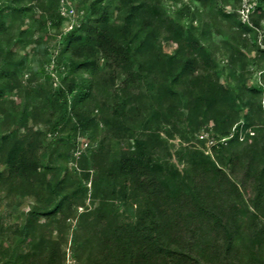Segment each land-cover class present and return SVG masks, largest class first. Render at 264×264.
I'll return each instance as SVG.
<instances>
[{
	"label": "trees",
	"instance_id": "obj_1",
	"mask_svg": "<svg viewBox=\"0 0 264 264\" xmlns=\"http://www.w3.org/2000/svg\"><path fill=\"white\" fill-rule=\"evenodd\" d=\"M244 1L252 11L247 20L239 12ZM178 2L172 15L162 0L79 2L80 24L61 34L55 56L57 66L68 70L57 87L48 74L32 80L23 89L24 110L10 95L20 86L13 77L26 64L14 46L40 44L48 23L56 29L67 20L59 16V0L0 5V166L7 168L5 175L0 171V192L29 205L9 227L8 242L0 241V264H65L69 221L84 205L89 180L100 205L83 212L72 240L92 248L87 264H264V46L258 43L264 0ZM110 8L117 22L111 21ZM32 11L38 14L30 16ZM145 17L159 24L151 26ZM213 34L229 46L226 65L233 70L225 77L226 66L204 44ZM163 43L177 48L166 52ZM253 66L261 80L246 86ZM131 102L132 122L141 124L143 142L121 150L120 140L134 138L125 119ZM90 104L100 113L108 110L102 122L115 143L106 146L101 140L91 154L106 168H96L92 177L81 164L82 173L68 172L66 165L63 174L52 172L45 153L72 156L77 134L97 126ZM42 111L50 122L46 130L35 131ZM182 111L189 128L194 118L210 125L217 142L208 153L184 147L177 154L184 169L171 175L163 160ZM163 127L166 138L160 136ZM185 130L179 134L183 140ZM46 134L59 135L47 144ZM137 197L142 202L129 221L118 219L117 212L109 218L104 210Z\"/></svg>",
	"mask_w": 264,
	"mask_h": 264
},
{
	"label": "rangeland",
	"instance_id": "obj_2",
	"mask_svg": "<svg viewBox=\"0 0 264 264\" xmlns=\"http://www.w3.org/2000/svg\"><path fill=\"white\" fill-rule=\"evenodd\" d=\"M9 0H0V5L8 3ZM74 9L78 5L79 2H83L84 4L87 3L89 0H67ZM163 4L167 7V10L169 14H174L176 8L180 5V3H175V0H162ZM225 10L229 9L228 5H223ZM241 15L242 20H247L249 18V14L252 12L249 11V4L247 2H243L241 6V10L239 11ZM84 11L82 10L78 14H76L75 10V22L73 26H76L77 24H80V18H82ZM258 13H264L263 9H259ZM38 14L37 11H32L30 13V16H34ZM117 12L112 11V8H110V18L112 22H117ZM12 20H15V18H12ZM144 21L148 22L151 26H157L159 23L155 19H149L146 18ZM29 21H25L26 26L29 25ZM77 23V24H76ZM70 21L64 22V24L60 28H53L50 23H48L47 26V32L41 34L42 42L40 44H30L25 49H22L19 47V45H15L14 49L17 51V57L19 58H25L26 64L25 66L17 73L13 79L12 83L18 82L20 83V86L12 91L10 95L12 96L14 102L20 106L21 110H24L23 105V89L33 82H39L44 79V75L50 76V81L53 85V87H57L61 83V78L64 76L65 72L68 70V67L63 66H57L55 61V56L58 53L60 49V42H61V34H64L68 32L70 29L69 27ZM9 26V23L8 25ZM263 32L260 30L258 33V43H260L262 46H264L263 43ZM154 39L156 41L160 40V36L158 34H154ZM205 45H208L209 48L213 51V53L216 54L217 59L220 61L221 65L224 67L226 66V69L224 70L223 77L226 76L231 70H233V67L227 68V61L228 56L226 55V52L229 50V46L227 43H224V41L221 39L220 36L213 34L211 39L208 40V42H204ZM163 50L166 52H173L176 50L177 45L174 43L162 44ZM255 52H252L249 54V56H254ZM1 59V57H0ZM84 78H90L91 75L87 73H83ZM262 74L258 71V68L256 66L250 67L248 78L246 79V86L258 83L259 80H261ZM225 79L223 78L222 81ZM101 86V90H102ZM100 89V87H99ZM105 90V89H103ZM108 92V91H107ZM142 92H145V88H142ZM106 93V92H105ZM47 94L46 91L43 92V95L45 96ZM122 95V94H121ZM145 95V93H144ZM143 100H147V96L144 97ZM105 103H111V99L109 100L107 97L105 98ZM92 104H90L91 106ZM182 106V105H181ZM93 111L90 110L91 116L94 117L96 121L97 126H91L90 130L84 134H77V139L75 141V147L71 150L72 156L68 158L61 157L57 159L54 157H48V151L46 154L45 162L49 166L53 168L52 172H59L63 174L64 172V165L67 166L69 169L68 172L72 171L73 168L77 169V173H82V169L80 168V164L83 165L86 169H89L90 176L92 177L94 174V171L97 169H105L106 164L102 159H96L95 157H92V151L96 150L98 148L99 142L101 140H104L106 146L113 145L115 142L114 136L112 133L107 131V127L102 122L103 115H106V112L108 111L107 108H105L104 112L100 113L99 110L94 108L92 105ZM134 103L131 102L126 109H125V119H127V122L129 126H131L130 131L134 133L133 139L130 138H124L120 140L119 148L121 150H129L134 147H140L143 142V136H142V126L138 122V120L135 122H132V113L135 112ZM263 108H264V102H263ZM183 115L181 118V126L179 131L173 129V135L170 137H167L165 127L161 129L160 136L162 138L167 137V149L170 155H167L164 157L163 160L165 168L168 170V172L172 175L176 173V170L178 172H182L184 169V162L182 160H179L178 152L181 154L183 152L184 147H195L198 148L205 153L210 152L212 143L217 142V137L213 132L210 131V125L203 124L202 120L200 118H194L192 122V128L188 127V120L185 117V111H182ZM243 111H240L239 118L243 120ZM38 122L33 125V130H41L44 131L48 127V124L50 122L49 119H47V112L45 111L40 112L39 115H37ZM31 121V119H29ZM131 125H130V123ZM31 123V122H30ZM183 128H186L184 131L185 135L187 136L186 140H183L180 138V132L183 131ZM59 134L55 135H49L46 134L45 136V142L47 144L50 143L51 139L53 137H58ZM60 135L65 136V132L60 133ZM59 144V143H58ZM58 150L63 152L64 147L62 144L58 145ZM81 155L86 156V158L82 160ZM166 160V161H165ZM81 162V163H80ZM156 169L159 168V165H154ZM176 167V169L174 168ZM0 171L3 175L6 174L7 168L5 166H0ZM47 177H51V172H49L46 175ZM87 186V193L85 196H83V202L84 205L77 207V210L75 212L74 217H72L69 221V229L67 231V244L65 245V264H87V259L89 258L90 252L92 248H82L79 243L74 244L73 238H74V231L77 227L78 221L82 217L83 212L86 210H93L95 212V208L99 207V199L93 198L94 196V186L89 181H86ZM1 193V201H0V241L6 244L9 240V227L21 220L23 217V214L29 209V205L26 203H20L19 199L17 197L6 199L3 197L2 192ZM142 202L141 198L137 197L135 200H129L127 204L120 203V201H114L112 205L105 208L108 217H112V215L117 212V218L121 221H129L132 218V214L137 211L138 206ZM55 204V202L51 203V207ZM111 204V203H110ZM118 208V209H117ZM132 208V209H131ZM52 236L55 238L56 233L54 232ZM81 241L79 238L78 241ZM79 241V242H80ZM84 249V251H83ZM83 251V252H81Z\"/></svg>",
	"mask_w": 264,
	"mask_h": 264
},
{
	"label": "built area",
	"instance_id": "obj_3",
	"mask_svg": "<svg viewBox=\"0 0 264 264\" xmlns=\"http://www.w3.org/2000/svg\"><path fill=\"white\" fill-rule=\"evenodd\" d=\"M59 16L63 19H66L67 21H70V29L73 27L75 19V9L74 7L67 1V0H59ZM66 21V22H67ZM77 24V23H76ZM79 25V24H77ZM250 134H252L253 132L248 129L247 130ZM241 139H245V135H241ZM223 140V139H222ZM214 144V143H212Z\"/></svg>",
	"mask_w": 264,
	"mask_h": 264
}]
</instances>
